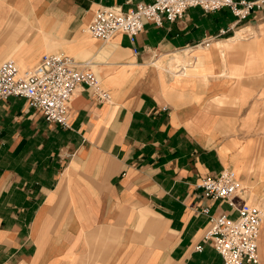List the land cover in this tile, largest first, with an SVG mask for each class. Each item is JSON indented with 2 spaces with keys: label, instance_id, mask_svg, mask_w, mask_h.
Instances as JSON below:
<instances>
[{
  "label": "crops",
  "instance_id": "obj_1",
  "mask_svg": "<svg viewBox=\"0 0 264 264\" xmlns=\"http://www.w3.org/2000/svg\"><path fill=\"white\" fill-rule=\"evenodd\" d=\"M247 1L263 3L245 20L191 8L132 43L89 26L103 7L155 0H0V65L69 55L111 94L78 88L70 128L0 99V264H224L210 244L196 250L201 211L236 213L198 183L227 168L264 200V0ZM259 254L264 264V223Z\"/></svg>",
  "mask_w": 264,
  "mask_h": 264
},
{
  "label": "built area",
  "instance_id": "obj_2",
  "mask_svg": "<svg viewBox=\"0 0 264 264\" xmlns=\"http://www.w3.org/2000/svg\"><path fill=\"white\" fill-rule=\"evenodd\" d=\"M263 1L241 0H155L152 4H138L135 10L124 12L120 7H103L97 11L90 34L100 40L109 41L116 34H126L132 43L144 31L148 22L162 26L164 20L175 22L182 19L191 8H201L207 13L229 8L239 21L247 19ZM222 30L211 41L227 35ZM253 36V34H250ZM187 67H178L174 73L185 74ZM85 88L99 102H109L111 94L105 90L88 62H78L65 54H46L31 70L22 71L13 59L0 65V99L22 97L31 108L41 112L49 123L70 128L69 104L78 90ZM203 197L219 204H227L235 213L212 214L205 207L202 214L209 217V225L202 243L196 247L201 251L210 244L222 257L224 264H259V238L264 223V210L251 204L242 196L243 183L234 171L224 169L220 173L208 174L198 183Z\"/></svg>",
  "mask_w": 264,
  "mask_h": 264
},
{
  "label": "rangeland",
  "instance_id": "obj_3",
  "mask_svg": "<svg viewBox=\"0 0 264 264\" xmlns=\"http://www.w3.org/2000/svg\"><path fill=\"white\" fill-rule=\"evenodd\" d=\"M177 60V59H176ZM177 62H179L178 60H177ZM177 66H173L172 67V71H173V73L174 72H176L177 70H178V67L176 68ZM174 68V69H173ZM22 71H24V70H22ZM174 74H176V73H174ZM263 158L260 160V165H261V162H262V160H263V166L260 168V170H262V171H264V152H263V156H262ZM224 169H227V168H224ZM223 169V170H224ZM259 175H261V173H258V171L257 170H255V172L254 173H252V175L251 176H254V177H258ZM264 177V176H263ZM243 183V186H244V192L242 193V196L246 199V201L247 202H249V203H251V204H256V205H259V206H261L262 208H263V210H264V200H262L261 198H260V193H259V191H260V189L258 188L259 187V185L257 186V184L256 183H254L251 187L250 186H248V184H246V183H244V182H242ZM258 183V182H257ZM262 188H264V184L262 185ZM225 209H227V207H225Z\"/></svg>",
  "mask_w": 264,
  "mask_h": 264
},
{
  "label": "bare ground",
  "instance_id": "obj_4",
  "mask_svg": "<svg viewBox=\"0 0 264 264\" xmlns=\"http://www.w3.org/2000/svg\"><path fill=\"white\" fill-rule=\"evenodd\" d=\"M110 47H111V46H110ZM112 47H113V46H112ZM107 52H108V51H107ZM109 55H110V54H109ZM178 58H179V57H176V59H178ZM176 59H175V60H176ZM176 64H177V62H176ZM178 64H179V63H178ZM178 64H177V65H178ZM91 65H92V64H91ZM179 65H180V64H179ZM187 69H188V68H187ZM184 75H185V74H184ZM186 75H187V74H186Z\"/></svg>",
  "mask_w": 264,
  "mask_h": 264
}]
</instances>
